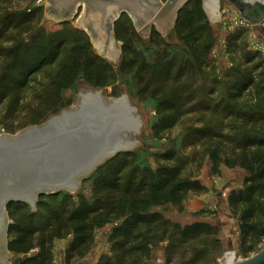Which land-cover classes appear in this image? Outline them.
I'll use <instances>...</instances> for the list:
<instances>
[{"label": "rangeland", "instance_id": "1", "mask_svg": "<svg viewBox=\"0 0 264 264\" xmlns=\"http://www.w3.org/2000/svg\"><path fill=\"white\" fill-rule=\"evenodd\" d=\"M0 4L1 20L8 14H21V20L15 19L20 25L16 30L0 31V76L10 62L5 59V54L9 49H15L18 40L22 39L33 47L30 60L27 61L31 71L35 67V58L39 62L50 60V50L63 43V47L68 50L73 46H83L87 54L92 53L103 62L108 76L103 74V84L97 86L88 81V74L81 67L73 82H67V70L62 71L61 77L55 78L60 63L67 56L62 52L52 64L39 67L24 89H10L8 97L0 104V137L15 136L29 127L45 123L69 107H76L80 89H102L104 96L117 100H122L128 89L129 104L139 106L138 115L143 119L145 128L138 130L139 145H133V151L120 152L118 155L121 157L110 169H120L121 176L135 172L138 179H142L147 170L154 172L160 167L169 166L171 163L165 157L172 155L184 164L183 177L200 182L202 191L190 190L180 203L152 209L153 213H160L167 223L166 227H161L162 232L172 231L176 236L170 243L167 238L157 246L150 247L147 256L134 254L130 264H229L249 259L258 253L243 252L239 238L240 213H236L228 204L232 191L244 189L247 171L241 167H228L223 162L233 147H237L236 144L250 136L248 133L264 139V45L259 43L248 21L238 17L233 8L226 7L229 10L227 13L221 6L218 13L221 15L220 22L216 25L204 11L205 24L198 35L204 43H212L210 36L213 33L215 36L209 59L200 68L194 53L189 51L182 56L179 52L184 49L186 42L181 40L180 31L175 28L177 21L165 36L154 26L144 36L134 28L130 15H122L113 25V49L114 52H121L117 62L97 54L96 42L89 28L77 25V21L84 19L82 9L78 10L75 17L64 22L46 19L47 0H6L4 4L0 0ZM0 29L5 28L0 25ZM11 36L16 41L9 42ZM49 43L52 47L45 52L36 48ZM127 46H133L129 53L125 52ZM55 53L54 50L52 54ZM174 54H178L182 62L175 66L158 62L165 58L164 55L172 58ZM123 59H126V71L120 69ZM180 64H183V70ZM110 69L113 74L108 73ZM256 107L258 110H254ZM170 109L181 111L175 127L169 131L155 129L162 115ZM203 130L208 131L207 134L199 135ZM222 136L228 137L233 143L218 147ZM214 152L218 159L212 156ZM125 162L128 167L122 169ZM101 167L80 184L78 191H62V194L72 198L71 206H78L81 199L93 205L97 199L93 192L97 177H106L108 173L106 169L93 176ZM219 193L222 194L219 197L222 199L220 210L231 219L221 220L219 209L215 206ZM39 198L32 211L37 210ZM48 221L37 218V229H44ZM7 223H14L9 215ZM195 223H207L211 228L210 233L193 242L189 240L183 246L175 228L182 231ZM120 224L122 220L92 230L91 249L84 257L70 259L69 249L74 240L72 234L55 239L49 246L45 264L106 263L105 257L114 258L117 255L113 231ZM234 233L237 238L232 236ZM13 238L14 235L8 234L7 244ZM262 247L260 245L257 249L260 251ZM4 250L0 264H14L15 260L23 264L25 259L41 252L35 249L25 256L10 253L6 246Z\"/></svg>", "mask_w": 264, "mask_h": 264}, {"label": "trees", "instance_id": "2", "mask_svg": "<svg viewBox=\"0 0 264 264\" xmlns=\"http://www.w3.org/2000/svg\"><path fill=\"white\" fill-rule=\"evenodd\" d=\"M5 1L3 0V4ZM20 16L19 13L8 14L3 20L0 19V25L5 28L0 31H9L12 28L16 30L20 25L16 23L15 19L21 20ZM205 17L202 0H190L179 12L175 26L180 31L181 40L186 42L184 49L179 52L182 53V56L189 51L194 53L200 68L209 59L215 36V33L210 36V39L213 40L212 43L211 41L204 43L198 35L205 24ZM24 20L28 21L27 18ZM14 41L16 38L11 36L9 42ZM23 41L24 39L18 40L15 49H9L5 54V59L10 62L6 64L3 74L0 76V104L8 97L10 89H24L32 74L38 72L39 67L52 64L62 52H65L67 56L60 63L59 72L55 78L61 77L62 71L67 70V82H73L81 67H84L88 74V81L97 86L103 84V74L108 77L103 62L99 58L94 57L92 53L87 54L81 45L73 46L68 50L67 47H63V43H59L53 50H50V60L43 59L39 62L38 58H35L33 61L35 67L31 71L28 69L27 61L30 60L33 47ZM51 47L52 44L49 43L36 48L40 52H45ZM132 47L127 46L125 52L129 53ZM54 50L56 53L52 54ZM164 56L165 58L161 62L158 61L159 63L168 62L175 66L178 62H182V59L179 60L178 54H174L172 58ZM168 58L170 59L168 60ZM123 60L120 69L126 71L128 68L126 59ZM180 67L184 69L183 64H180ZM108 73L113 74L114 72L110 69ZM254 110H258V108L256 107ZM262 111L264 113V109ZM180 112L170 109L168 113H164L155 125V129L160 128L166 131L173 129ZM262 116L264 119V115ZM207 132L200 131L199 135L205 136ZM248 134L250 136L236 144L237 147H233L229 157L223 159L226 166L241 167L247 171L244 189L232 191L228 198L229 207L236 213H240L239 238L243 252L246 254L259 252L257 248L260 245L264 246V139L253 137L251 133ZM220 139L221 141L217 143L218 147H222L226 143H233L226 136H222ZM215 154L216 152L212 156L218 159ZM120 157L117 155L98 169L96 175H93L97 176L101 171L108 170L106 177H101V175L97 177L93 188L97 199L93 205L87 204L81 199L79 205L73 207L70 195L62 194V192L41 196L36 211H32L30 205L24 202L10 203L7 213L14 223L9 225L8 234L14 235V238L8 243V251L27 256L35 249H40L41 252L38 255L25 259L23 264H45L52 242L72 234L74 240L69 249L70 259L75 256L84 257L91 249L92 230L120 220H122V224L113 231L117 255L114 258L105 257L106 263L104 264H130L134 254L147 256L150 254V247L157 246L167 238L170 243L176 233L168 230L162 232L161 227H166L167 223L163 221L160 213H153L152 209L167 204L180 203L190 190L202 191L200 182L183 177L184 164L172 155L165 157V160L171 163L169 166L160 167L154 172L147 170L142 179H138L135 172L121 176L120 169H110V166ZM125 167H128L126 162L122 169ZM37 218L49 220L44 229H37ZM175 229L179 232L178 240L183 246H186L187 241L193 242L203 235H208L211 228L207 223H195L185 227L182 231Z\"/></svg>", "mask_w": 264, "mask_h": 264}, {"label": "water", "instance_id": "3", "mask_svg": "<svg viewBox=\"0 0 264 264\" xmlns=\"http://www.w3.org/2000/svg\"><path fill=\"white\" fill-rule=\"evenodd\" d=\"M189 1L47 0L46 19L65 22L82 9L84 19L77 25L89 28L97 54L119 62L121 52H113V25L118 18L130 15L134 28L144 36L153 26L165 36ZM222 1L231 4L253 28L264 22L262 0H202L214 24L219 25L221 15L213 11L220 10ZM138 107L129 104L128 89L122 100L104 96L102 89H80L76 107L15 136L0 137V259L5 246L8 249V205L24 202L34 210L41 196L78 191L97 168L120 152L133 151V145H139V128H145ZM229 264H264V247L249 259Z\"/></svg>", "mask_w": 264, "mask_h": 264}, {"label": "crops", "instance_id": "4", "mask_svg": "<svg viewBox=\"0 0 264 264\" xmlns=\"http://www.w3.org/2000/svg\"><path fill=\"white\" fill-rule=\"evenodd\" d=\"M262 1H264V0H262ZM221 6L225 10V12H227V13H229V10L226 7L230 8V9L233 8V10H235L236 13H237V10L231 4H229L226 1L220 2V9H221ZM218 13H219V11H213V15H218ZM252 31H253L254 35L257 37V39L259 40V43H262L264 45V22L259 24L255 28L252 27ZM260 41H262V42H260ZM219 197L220 196H218V194H217V197H216L217 198L216 199L217 203H216L215 206H216L217 209H219V215L221 217V220L222 219H231L230 216L226 215L225 213H223V211L220 210L221 209L220 206L222 205V199L219 198ZM221 222H223V221H221ZM222 226H225V225H222ZM232 236H234V237L236 236V238H237V235H235V233L232 234Z\"/></svg>", "mask_w": 264, "mask_h": 264}, {"label": "built area", "instance_id": "5", "mask_svg": "<svg viewBox=\"0 0 264 264\" xmlns=\"http://www.w3.org/2000/svg\"><path fill=\"white\" fill-rule=\"evenodd\" d=\"M238 16V15H237ZM239 17V16H238ZM241 18V17H240ZM246 21V20H245ZM249 23V22H248ZM241 24H242V22H241ZM250 24V23H249ZM251 25V24H250ZM252 26V25H251Z\"/></svg>", "mask_w": 264, "mask_h": 264}, {"label": "bare ground", "instance_id": "6", "mask_svg": "<svg viewBox=\"0 0 264 264\" xmlns=\"http://www.w3.org/2000/svg\"><path fill=\"white\" fill-rule=\"evenodd\" d=\"M116 16L113 17V19L115 18ZM113 52H114V49H113ZM232 262V261H231Z\"/></svg>", "mask_w": 264, "mask_h": 264}]
</instances>
